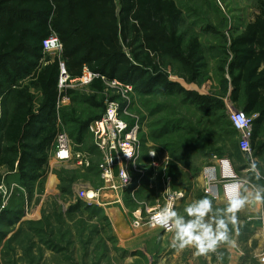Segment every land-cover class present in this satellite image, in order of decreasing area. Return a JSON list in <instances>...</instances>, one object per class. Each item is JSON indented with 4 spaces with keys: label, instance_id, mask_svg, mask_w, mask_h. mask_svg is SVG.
Returning <instances> with one entry per match:
<instances>
[{
    "label": "trees",
    "instance_id": "obj_1",
    "mask_svg": "<svg viewBox=\"0 0 264 264\" xmlns=\"http://www.w3.org/2000/svg\"><path fill=\"white\" fill-rule=\"evenodd\" d=\"M258 8L259 14L230 37L213 25L206 26V30L223 39L221 45L208 46L203 34L186 27L184 9L176 0H0V169L6 166L8 171L16 172L31 196L37 181L42 188L58 133L67 130L75 143L84 144L90 133L89 124L105 113L106 83L102 76L108 81L116 79L131 84L141 98L181 97V102L205 119L202 134L186 117L175 118L167 112L160 128L147 137L156 150L159 147L157 151L169 152V175L175 177L174 172L187 163L179 153L201 151L206 155L211 151L212 155L219 156L221 148H214L213 143L226 138L234 147L231 156L240 154L234 140L238 131L226 113V96L237 109L255 116L251 145L254 154L262 158L264 0H259ZM52 33L62 43L59 56H52L43 48V41ZM212 50L218 51V57H212L216 60L215 72L224 93H202L171 78L176 74L187 84L197 85L211 79ZM61 61L70 78L82 76L85 67L99 75L86 86L89 93L75 87H59ZM62 96H68L71 101L58 107ZM81 103L88 105L92 112L80 110ZM165 107L168 106L157 104L150 113ZM152 125L155 127L154 123L148 127ZM173 135L181 140L171 143ZM162 137L164 143L157 144V139ZM147 167L150 168H145L147 174H154L155 168ZM242 169L237 168L239 173ZM65 170H56L61 181L68 183L60 187V199L64 202L56 197L54 200L57 220L96 219L94 233L100 232L98 222L110 226L105 232H113L102 207L88 205L79 197L71 200V184L75 179L65 178L62 175ZM142 188L135 198L126 195L127 206L142 198ZM63 203H68L65 209ZM86 211L90 212L87 216ZM22 215V203L15 207L7 205L0 210V223L14 224ZM237 219L246 221L241 231H251L252 220L243 214L237 215ZM30 221L45 225H40L38 230L46 231L45 216ZM5 236L0 229V240ZM110 236L115 237L112 233Z\"/></svg>",
    "mask_w": 264,
    "mask_h": 264
},
{
    "label": "rangeland",
    "instance_id": "obj_2",
    "mask_svg": "<svg viewBox=\"0 0 264 264\" xmlns=\"http://www.w3.org/2000/svg\"><path fill=\"white\" fill-rule=\"evenodd\" d=\"M176 1L184 9L186 27L195 28L203 34V40L208 46L221 45L223 44V39L220 35L212 33V30H206V26L213 25L219 31L225 33L227 37H230L233 32L242 28L249 20L254 19L259 14V0ZM212 56L214 58L218 57V51H211L209 71L211 79H207L203 84H187L176 74H172L171 78L180 81L189 89H196L202 93H224L223 85L215 72L216 60ZM76 89L86 94L90 92L86 86H77ZM104 96L105 103H107L108 99L115 98L124 108L126 107L129 113L126 115L128 120L133 121L136 117L140 118L142 122L140 156L143 157L144 161L142 160V164L147 170L150 169L147 167L150 164L145 160H148V156L150 157L149 152L155 145L151 140L148 141L147 137H150L156 128H160V123L163 122L168 113H171L172 117L175 118L179 115L186 117L192 124L198 126L199 133H202V129L205 126V119L202 115L181 102V97L153 95L149 98H141L134 89L133 91L126 90L121 86H113L108 83L105 84ZM224 100L226 113L229 115L231 109L235 106L227 96L224 97ZM160 103L168 107L151 114L150 110ZM78 108L82 111L92 112V109L85 103L79 104ZM152 123L155 124V127L152 125V128H149L148 124ZM65 131L69 134L67 130ZM157 140V144L165 141L163 137ZM179 140L181 138L177 139L173 135L170 142H179ZM234 140L239 145L240 137L238 133ZM213 147L221 148V155L213 156L211 151L206 155L201 151H193L192 154L189 151H185L178 154L187 160L186 164H181L182 167H180L179 171L174 172L176 176H172L174 178V182L172 178V189L182 190L185 194V197L176 202L174 207L181 215H185L184 208L187 204L193 200L207 197L203 169L209 165L216 164L217 159H230L234 171L232 168L229 170L223 169V167L219 168L217 187L222 195L219 202L218 200L217 202L213 201L214 208H223L226 205L227 197L224 196L226 187L235 180L243 182L245 187H251V185L264 186V156L262 158L257 157L253 149H251L252 159H247L240 148V154L232 157L231 153L234 147L228 138L224 141L214 142ZM74 150L85 153L90 159L92 168L88 170L85 167L79 168L70 165L54 168L56 170L58 168L59 170L62 168L66 169L65 172L62 171V175L65 174L67 179H75L73 184H71V200L79 197L74 188L75 186L77 188L86 186L98 188L103 185L100 170L103 153L96 145L93 135L89 133L84 144L75 143ZM253 159L257 161V167L261 173L262 178L259 180L248 170ZM229 164H226V168H229ZM221 165H223L222 162ZM241 167L243 169L239 173L237 168L240 169ZM56 170H54L55 173H57ZM0 172L2 173L0 181V210L7 205L12 204L15 207L21 203L23 210L22 217L14 224L0 223V229L6 233V236L0 240V264H264V259H262L264 255V220L260 218L261 216L264 217V210L249 212L247 205H245L237 215L244 214L247 216V220L252 219L253 223L249 227L251 231H241V227L246 224V221L237 219V224L231 232L235 241L234 246L222 244L215 252L207 255H196L195 249L191 247L182 251L173 248L171 246L173 234L163 228L152 227V224L148 222V215L145 209L140 210L143 213L142 224L137 227L132 224L127 226L128 233L127 231L126 233L128 235H125L127 238L122 236L119 239L114 233L112 223L113 232H105L104 229H110V226L106 225V223L98 222L99 225L97 224V226H99L100 232L94 233L96 219L91 221L80 219L82 221H77L67 217L65 220H57L55 212L58 210L53 206L56 202L54 200L56 197L60 202H64L60 199V187L63 184L68 186V183L61 181L58 173L60 180L59 193H55V195L45 192V186L43 185L41 188L39 183H37L33 194L30 193L32 194L31 196L21 184L17 173L8 171L6 166L1 167ZM162 192L163 185L159 184L151 193L146 194L147 197L143 195L142 198H138L136 202L130 204L129 209L131 211L139 209L142 200H145L144 204L148 205L163 203ZM39 205L40 210L38 209ZM63 206L65 209L68 203H63ZM97 206L101 207L100 205ZM89 213V211H86L84 215L87 216ZM47 214L50 215V218ZM43 216L46 217V231L40 232L38 227L41 224L32 223L30 220H39ZM111 233L115 236L114 238H111Z\"/></svg>",
    "mask_w": 264,
    "mask_h": 264
},
{
    "label": "built area",
    "instance_id": "obj_3",
    "mask_svg": "<svg viewBox=\"0 0 264 264\" xmlns=\"http://www.w3.org/2000/svg\"><path fill=\"white\" fill-rule=\"evenodd\" d=\"M43 48L47 53L52 56L60 55L62 52V43L56 33H52L43 41ZM61 76L59 79V87L61 89L67 87L87 86L93 79L99 76L93 73L85 67L82 76L78 78H70L68 75L65 63L61 61ZM66 71V74L63 73ZM102 78L105 83L112 84L113 86H121L126 90H132L131 84H124L116 79L106 80L104 76ZM70 99L68 96H62L58 100V107L65 105V100ZM128 103V102H127ZM234 107V106H232ZM128 110L122 106L117 99L107 100L106 111L101 118L92 121L89 124V132L93 135L96 145L101 149L103 153V161L100 164L101 176L103 179V185L101 187H78L76 189L77 196L83 199L87 204L102 205V198L105 190H109L112 193V203H124V198L129 194L132 198L136 197V192L143 186L145 182L149 183L150 187H154L155 178L160 177L163 185V203L159 204H144L145 200H142L140 208L134 211H129L131 214V224L135 227L142 224L143 216L140 210L145 209L148 215V222L152 224V217L166 204H171L175 207L176 202L185 197L184 191L172 189V176L167 173V162H161L158 160V154L155 148H152L149 154L155 151V155H151L152 166L155 168L154 174L151 177L147 176L146 169L142 164V157L140 156L141 151V120L136 117L133 121L128 120ZM230 119L233 122L235 128L238 131L240 140L239 147L247 159H252V145L251 139L253 134V117L248 116L244 111L237 108L231 109ZM74 140L65 131L62 130L58 133L54 142L53 148L50 152L49 159V171L50 169L57 168L60 166L70 165L72 167H85L90 166V159L85 153L74 150ZM112 150L116 151L119 174L114 175L113 169V157ZM129 153L131 157L125 155ZM227 160L232 170L234 167L230 159H217L216 164L209 165L203 169V179L205 182V193L214 200H220L221 192L217 187V179L219 168L223 167L221 162ZM111 161V162H110ZM163 163H165L163 165ZM121 168L128 173V181L120 174ZM159 168V169H158ZM230 168V169H231ZM229 170V169H227ZM247 181V180H246ZM228 196L227 192L224 195ZM144 204V205H143ZM264 220V217H260ZM251 220V219H249ZM264 259V257L262 258Z\"/></svg>",
    "mask_w": 264,
    "mask_h": 264
},
{
    "label": "clouds",
    "instance_id": "obj_4",
    "mask_svg": "<svg viewBox=\"0 0 264 264\" xmlns=\"http://www.w3.org/2000/svg\"><path fill=\"white\" fill-rule=\"evenodd\" d=\"M150 154L154 156L155 151ZM125 155L131 157L129 153ZM248 170L257 180L262 178L255 159ZM120 174L127 182L128 173L123 168ZM228 187L230 194L223 208H214L213 201L205 197L187 204L185 215H181L171 204H166L152 217V227L172 233L171 246L178 251L191 247L196 255H207L222 244L234 246L231 232L237 224V213L247 204L264 202V186L245 187L243 182L235 180Z\"/></svg>",
    "mask_w": 264,
    "mask_h": 264
},
{
    "label": "crops",
    "instance_id": "obj_5",
    "mask_svg": "<svg viewBox=\"0 0 264 264\" xmlns=\"http://www.w3.org/2000/svg\"><path fill=\"white\" fill-rule=\"evenodd\" d=\"M70 101H71L70 99L65 100V105L69 104ZM160 152L161 153L158 154V160L161 161V162H167L166 165L168 167V163L170 161L169 152L167 150H162ZM213 156H216V155H213ZM142 160H143V157H142ZM145 161H147V163L150 164V166L153 168L152 163H151L152 162L151 157L148 156V160H145ZM224 163H225L224 167H227L226 164L229 163V162L227 160H225ZM164 164L165 163H163V165ZM230 168H231V165L229 166V168H225V169H230ZM54 170H56V169H54V168L50 169V171H49V173L47 175V178H46V180L44 182L45 192H49V193H53V194L59 193V184H60L59 177H58L57 173H55ZM57 170H59V168ZM14 173H16V172H14ZM149 176H152V175H149ZM37 183H39V181H37L36 184ZM159 184H162L160 178H155V186L154 187H150L149 183L145 182L143 184V186H142L144 188V189L142 188L143 189V194L146 195L147 193H151L153 191V189H155L156 186L159 185ZM229 185H227V187H226V192H227L228 195L230 194V190H229V187H228ZM74 188L77 189V186H75ZM112 198H113L112 197V193L109 190H105V192L103 194V198H102V203L103 204L101 205V207L104 209V212L106 213V215L109 217L111 223L113 224L114 233L118 236V238L121 239L120 237H122V236L124 238H127L125 236V235H128L127 234L128 233V227L127 226L129 224H131L130 223L131 222V215L129 213V211H130L129 208L130 207L125 204V198H124V203L123 204L114 203V202L111 203L110 200ZM209 198H210V196H209ZM214 201L217 202L216 200H214ZM218 202H219V200H218ZM247 208H248L249 212H259L260 210H264V202H262V203L252 202L250 204H247ZM38 209L40 210V205L38 206ZM126 231H127V233H126ZM263 257H264V255H263Z\"/></svg>",
    "mask_w": 264,
    "mask_h": 264
},
{
    "label": "water",
    "instance_id": "obj_6",
    "mask_svg": "<svg viewBox=\"0 0 264 264\" xmlns=\"http://www.w3.org/2000/svg\"><path fill=\"white\" fill-rule=\"evenodd\" d=\"M64 75L66 74V71L63 73ZM112 157H113V169H114V175L118 176L119 174V164H118V158L115 150H112Z\"/></svg>",
    "mask_w": 264,
    "mask_h": 264
},
{
    "label": "bare ground",
    "instance_id": "obj_7",
    "mask_svg": "<svg viewBox=\"0 0 264 264\" xmlns=\"http://www.w3.org/2000/svg\"><path fill=\"white\" fill-rule=\"evenodd\" d=\"M223 164L225 165V163L223 162ZM224 168H226V167H224Z\"/></svg>",
    "mask_w": 264,
    "mask_h": 264
}]
</instances>
